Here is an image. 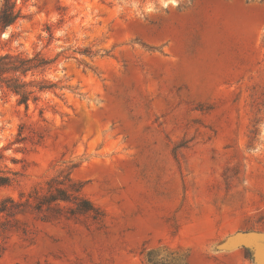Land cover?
<instances>
[{
    "label": "rangeland",
    "instance_id": "374dc122",
    "mask_svg": "<svg viewBox=\"0 0 264 264\" xmlns=\"http://www.w3.org/2000/svg\"><path fill=\"white\" fill-rule=\"evenodd\" d=\"M12 5L0 57L46 64L5 76L26 105L0 80V198L70 174L105 220L28 221L0 264H264V0Z\"/></svg>",
    "mask_w": 264,
    "mask_h": 264
},
{
    "label": "trees",
    "instance_id": "16d2710c",
    "mask_svg": "<svg viewBox=\"0 0 264 264\" xmlns=\"http://www.w3.org/2000/svg\"><path fill=\"white\" fill-rule=\"evenodd\" d=\"M19 17L20 13L14 10L12 0H4L0 14L1 26H11ZM45 64L43 58L32 62L20 57H0V80L10 83L7 88L19 95L20 103L26 105L31 93L21 91V85L17 84V81L16 84H11L12 80L5 76L8 72L26 74L31 69ZM13 181L10 176L1 175L0 188L10 187ZM83 187V184L75 181L70 174H59L38 182L27 192H19L18 198H0V242L9 239L12 234L25 240H33L37 230L31 228L28 221L59 224L89 218L93 224L102 226L105 214L85 196Z\"/></svg>",
    "mask_w": 264,
    "mask_h": 264
},
{
    "label": "bare ground",
    "instance_id": "6f19581e",
    "mask_svg": "<svg viewBox=\"0 0 264 264\" xmlns=\"http://www.w3.org/2000/svg\"><path fill=\"white\" fill-rule=\"evenodd\" d=\"M240 236H242V235H240ZM239 236V237H240ZM237 238V240H236V242H237V244H240V243H244V244H248V245H251L252 246V244L254 243V240L256 239L255 238V236H252V235H244L243 237H241V239L240 238ZM236 244V245H237ZM250 246V247H251ZM259 248V247H258ZM259 249H262V250H264V248H259Z\"/></svg>",
    "mask_w": 264,
    "mask_h": 264
}]
</instances>
